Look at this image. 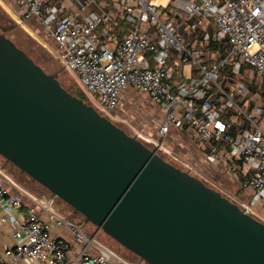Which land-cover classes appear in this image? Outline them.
Segmentation results:
<instances>
[{"label":"built area","instance_id":"1","mask_svg":"<svg viewBox=\"0 0 264 264\" xmlns=\"http://www.w3.org/2000/svg\"><path fill=\"white\" fill-rule=\"evenodd\" d=\"M17 1L24 19L37 18L52 35L89 104L113 120L127 87L148 94L163 111L155 151H170L165 141L173 127L196 131L207 161H223L242 188L252 190L251 201L240 204L256 216L264 206V99L236 78L250 67L264 83V0H172L166 8L158 0ZM196 69L199 77L192 75ZM227 81L232 85L225 87ZM55 198L32 197L24 210L0 168V224L16 228L14 246L0 254L3 264H130L97 233L88 236L67 221ZM40 210L66 228L74 244L54 238Z\"/></svg>","mask_w":264,"mask_h":264},{"label":"water","instance_id":"2","mask_svg":"<svg viewBox=\"0 0 264 264\" xmlns=\"http://www.w3.org/2000/svg\"><path fill=\"white\" fill-rule=\"evenodd\" d=\"M0 156L149 264H264V221L0 33Z\"/></svg>","mask_w":264,"mask_h":264},{"label":"rangeland","instance_id":"3","mask_svg":"<svg viewBox=\"0 0 264 264\" xmlns=\"http://www.w3.org/2000/svg\"><path fill=\"white\" fill-rule=\"evenodd\" d=\"M171 0H158L161 5L169 4ZM0 22L8 27H14L8 32V36L20 46L21 49L27 51L34 60L39 63L47 72L55 74L63 86L71 91H82L77 77L75 74L67 70L60 60V53L57 50V45L52 35L45 30L42 26L40 29L36 28L33 32L28 29V25L25 22H16L7 17V14L0 7ZM31 27H34L31 25ZM191 37L187 34L185 41H189ZM212 49H216V44L211 45ZM205 49H207L205 47ZM202 62H206L202 59ZM207 63V62H206ZM242 75L236 78V81L245 80L253 91H256L264 99V83H261L260 79L254 77V72L250 67H244ZM192 75L199 77L200 72L198 69L192 72ZM226 86H231L232 82L227 81ZM83 92V91H82ZM85 95V94H84ZM259 99V96H257ZM85 102L88 103L87 97ZM151 106H158L156 109H152ZM246 110L248 107L246 106ZM117 116L112 120L124 119L126 125L119 124L128 134L137 136L142 142L148 145L151 149L155 150L156 145L152 142L153 139H159V122L163 119V111L152 101L151 97L139 91L135 87H127L123 95L121 104L116 111ZM151 115V116H150ZM116 124V122H114ZM193 133L196 135V131L189 133L193 137ZM195 138V137H194ZM198 138V137H197ZM195 138V139H197ZM165 143L170 148V151L159 150L157 153L161 155L165 160L176 165L177 167L189 171L191 174L204 180L209 186L221 191L225 196L237 202L240 206V201L236 198V191H242L241 186L237 185L233 181L234 174L225 165L218 166L216 164L209 163L207 161L205 153L200 149L196 153L190 152L193 146L198 143L197 140L191 141L190 138H186L183 141L176 139L175 136L167 137ZM183 145V146H181ZM200 148V147H199ZM193 168V170L190 169ZM0 168L3 171L4 178L11 191L15 194H20L22 198L36 197L42 198L44 194L49 197H54V194L42 186L40 183L34 181L29 175L22 172L13 163L8 162L4 157L0 156ZM206 171L208 172H205ZM240 183V182H239ZM248 198L252 197V193L249 189L245 190ZM61 214L67 221L75 223L82 227L83 231L88 236H93L97 233V240L111 249L118 257L130 264H149L145 261L140 262V258L120 244L117 240L107 234L105 231H97L98 227L91 222H86V218L80 212H76L75 209L62 200L60 197H56L54 200ZM29 207L32 205H28ZM242 207V206H241ZM256 217L264 221V206L261 210L259 207L256 210Z\"/></svg>","mask_w":264,"mask_h":264},{"label":"crops","instance_id":"4","mask_svg":"<svg viewBox=\"0 0 264 264\" xmlns=\"http://www.w3.org/2000/svg\"><path fill=\"white\" fill-rule=\"evenodd\" d=\"M171 1L169 2V4L171 3ZM169 4H166V5L160 4V5L164 8H166ZM0 7L14 21L25 22L28 25L27 27L31 32L36 30V28L40 29L42 27L40 20H38L37 18L24 19L23 10L20 8L17 0H0ZM99 8H100L99 6H94L91 9L97 10ZM75 10H76L75 6H70L71 12H74ZM120 24H122V23H120ZM31 25L34 27H31ZM151 107H152V109H156V107H158V106H151ZM191 132H193V130H191L190 128L182 129V128L173 127L171 129V132L168 135V137L169 136H171V137L175 136L176 139H178L180 141H183L186 138H190L191 141L197 140L198 143L196 144V146H193V149H190V152L196 153L198 151V149L199 150L201 149L203 151V153H205V149H204L202 140L199 138V136L197 134L195 135L193 133V137L191 135H189V133H191ZM194 137L195 138L198 137V138L195 139ZM181 146H183V145H181ZM217 165L220 167L222 165L224 166L225 164L222 161L220 164H217ZM205 172H208V171H206V169H205ZM232 175H233V177H232L233 181H235V183L238 181L236 183V186L237 185L241 186V184L239 183L240 182L239 175H237V174H232ZM241 189H242L241 192H239V190L236 191V194H235L236 198L240 202H246V203L250 202L251 201L250 198L247 199L248 195L245 193V190H247V189L242 188V186H241ZM250 192L252 193V190H250ZM42 198L43 199H50L51 197L44 194V196ZM23 202H24V210H26L29 207L28 205H33L32 197H30V196L23 198ZM57 206H59V205H57ZM258 206H259V210H261L263 208L260 204ZM39 215H40V218L42 220H45V221H48L51 223V225L53 227V237L54 238L65 239V240H68L74 244V239H73L72 235L70 234V232L66 228H63V227L56 225L55 221L50 218L49 212L40 210ZM15 229H16L15 226L11 223L0 224V254L3 253L6 248L14 246L13 235H14ZM7 261L10 263L13 262L12 258H7ZM0 264H3L1 257H0ZM19 264H27V263L26 262H20Z\"/></svg>","mask_w":264,"mask_h":264},{"label":"trees","instance_id":"5","mask_svg":"<svg viewBox=\"0 0 264 264\" xmlns=\"http://www.w3.org/2000/svg\"><path fill=\"white\" fill-rule=\"evenodd\" d=\"M7 17L9 18V19H11L12 20V22L14 21L12 18H10L8 15H7ZM14 25H15V23H14ZM14 25L12 26V27H8L7 25H5V24H3V23H1L0 22V33H2L3 35H5L6 37H8V38H10L9 36H8V32L10 31V29H12L13 27H14ZM128 30V29H127ZM15 42V41H14ZM15 44L17 45V43L15 42ZM18 47H20L19 45H17ZM203 47V49L204 50H208V48H209V46H202ZM205 47L207 48V49H205ZM27 52V51H26ZM28 53V52H27ZM29 54V53H28ZM30 55V54H29ZM31 56V55H30ZM32 57V56H31ZM33 58V57H32ZM34 59V58H33ZM39 64V63H38ZM40 65V64H39ZM58 78V77H57ZM59 79V78H58ZM63 85V84H62ZM250 86V85H249ZM67 89V88H66ZM250 89H251V86H250ZM71 93H73V94H75V95H77L78 97H80V98H83L84 99V101H85V95H84V93L82 92V91H80V92H77V91H71L70 89H68ZM251 92L252 93H254V95H257V96H259L260 94L259 93H257L256 91H253L252 89H251ZM182 129H188V127H183Z\"/></svg>","mask_w":264,"mask_h":264},{"label":"flooded vegetation","instance_id":"6","mask_svg":"<svg viewBox=\"0 0 264 264\" xmlns=\"http://www.w3.org/2000/svg\"><path fill=\"white\" fill-rule=\"evenodd\" d=\"M116 113V112H115ZM118 125V124H117ZM119 127H121L120 125H118Z\"/></svg>","mask_w":264,"mask_h":264}]
</instances>
